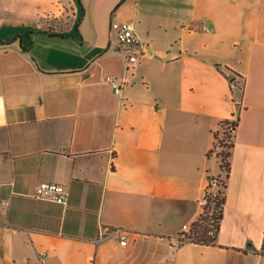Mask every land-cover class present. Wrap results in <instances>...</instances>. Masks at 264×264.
Segmentation results:
<instances>
[{
  "label": "crops",
  "instance_id": "1",
  "mask_svg": "<svg viewBox=\"0 0 264 264\" xmlns=\"http://www.w3.org/2000/svg\"><path fill=\"white\" fill-rule=\"evenodd\" d=\"M225 119L217 244L173 247L226 177ZM0 264H264V0H0Z\"/></svg>",
  "mask_w": 264,
  "mask_h": 264
},
{
  "label": "built area",
  "instance_id": "2",
  "mask_svg": "<svg viewBox=\"0 0 264 264\" xmlns=\"http://www.w3.org/2000/svg\"><path fill=\"white\" fill-rule=\"evenodd\" d=\"M207 26L203 25V29ZM111 34L116 38L120 49L127 52V63L129 66L137 63L140 60V55L143 54L144 49L137 35L136 28L131 21H120L113 19L111 22ZM107 82L111 85L115 93L120 94L122 87L124 85V80L120 77L109 75L106 77ZM227 129L233 133L235 129L232 125L227 126ZM216 183V181H213ZM209 192L205 194L202 199V204L205 205L209 201ZM35 197L48 199L60 203H66L68 200L69 192L64 184L52 182V181H42L36 187L34 193ZM186 228L187 225H184ZM110 229H104L103 234L109 232ZM189 230L181 233L173 243V247H177L182 243V239L186 237ZM46 253H42V257H45Z\"/></svg>",
  "mask_w": 264,
  "mask_h": 264
},
{
  "label": "trees",
  "instance_id": "3",
  "mask_svg": "<svg viewBox=\"0 0 264 264\" xmlns=\"http://www.w3.org/2000/svg\"><path fill=\"white\" fill-rule=\"evenodd\" d=\"M238 124V119H225L221 122V128L215 132L216 142H215V148H218L221 145L227 146L228 150L226 151V154L223 151H219V155L222 159L221 165L226 171V178L229 176L230 168H231V162L230 157L232 155V148L234 146V140H233V133L227 129V126L232 125L234 129H236ZM231 138V140H230ZM227 139V142L225 143V140ZM228 139L230 140L228 142ZM225 156H227V160H225ZM218 178L219 177H210V183L213 181H216L218 184ZM227 186V180L224 183V191L221 192L220 197H215L213 201H215V209L217 210L215 214V219L213 223V227H210L208 224L204 223L205 220L208 219V216L206 215L207 209L210 206V202L204 206L203 212L200 214L198 219L192 224L191 231L186 234V237L182 239V243L191 240L197 243H204V244H217V238L218 233L220 230L221 221L224 216V206L226 202V193L225 188ZM181 243V244H182Z\"/></svg>",
  "mask_w": 264,
  "mask_h": 264
},
{
  "label": "rangeland",
  "instance_id": "4",
  "mask_svg": "<svg viewBox=\"0 0 264 264\" xmlns=\"http://www.w3.org/2000/svg\"><path fill=\"white\" fill-rule=\"evenodd\" d=\"M223 129V127L221 128V130ZM231 140V138H230ZM228 139V142L230 141ZM227 142V139L225 140V143ZM219 151H223L226 154V151L228 150L227 146L221 145L218 147ZM225 160H227V156H225L224 158ZM226 181V177L222 176L218 178V184L212 188L211 191H209L208 193V197L211 200L210 206L207 209V213L206 215L208 216V219L205 220L204 223L208 224L210 227H213V223H214V219H215V214L217 212V210L214 208L215 207V201H213L215 199V197H220L221 196V192L224 191V183ZM210 200L208 201V203L210 202ZM207 203V204H208ZM207 204H205L204 206H206ZM191 231V228L189 229V232Z\"/></svg>",
  "mask_w": 264,
  "mask_h": 264
}]
</instances>
